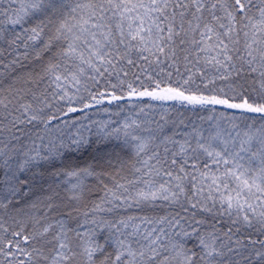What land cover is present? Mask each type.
Here are the masks:
<instances>
[{"label":"snow or ice","instance_id":"1","mask_svg":"<svg viewBox=\"0 0 264 264\" xmlns=\"http://www.w3.org/2000/svg\"><path fill=\"white\" fill-rule=\"evenodd\" d=\"M0 264H264V0H0Z\"/></svg>","mask_w":264,"mask_h":264}]
</instances>
